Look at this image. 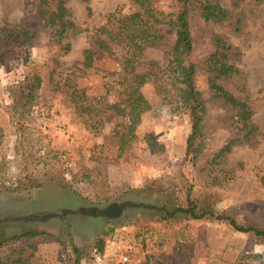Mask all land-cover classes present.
I'll use <instances>...</instances> for the list:
<instances>
[{"label": "rangeland", "instance_id": "rangeland-1", "mask_svg": "<svg viewBox=\"0 0 264 264\" xmlns=\"http://www.w3.org/2000/svg\"><path fill=\"white\" fill-rule=\"evenodd\" d=\"M24 1L0 0V24L36 25L25 12ZM212 1L230 8L229 0ZM170 5L171 0H162L164 10ZM67 7L83 30L73 39L70 54L61 56L59 63L53 61L55 31L50 30L41 32L37 46H19V54L0 65V243L24 233L37 234L1 246V263L20 259L24 264H95L96 242L113 229L105 239L123 231L135 237L142 264H264V242L236 232L228 221L191 220L182 213L169 218L175 209L187 206V191L194 187V195L218 215L241 221L249 213L264 220V138L255 149L237 147L228 155L226 168H237L233 182L201 186L205 172L186 156L189 115L151 82L141 90L152 108L143 115L135 142L120 155L119 140L112 132L126 120L109 112L100 131L90 132L71 109L67 94L82 90L90 98L118 100L121 51L93 49L89 67L83 64L84 51L108 13L129 14L135 7L131 0H68ZM241 10L240 34L227 25L193 20L195 57L202 60L212 51L215 34L242 51L238 66L264 135V3L246 0L237 12ZM25 57L33 62L29 71H41L43 84L40 105L23 112L24 126L18 130L10 106L16 86L28 72ZM170 57L165 47L149 44L146 49V61ZM197 86L207 89L204 75L198 77ZM228 116L219 107L212 109L207 154L227 143ZM49 157L54 164L34 163L36 158Z\"/></svg>", "mask_w": 264, "mask_h": 264}, {"label": "trees", "instance_id": "trees-1", "mask_svg": "<svg viewBox=\"0 0 264 264\" xmlns=\"http://www.w3.org/2000/svg\"><path fill=\"white\" fill-rule=\"evenodd\" d=\"M87 1V0H85ZM246 0H229L230 8L212 0H171L169 10H164L162 0H131L135 11L122 14L118 11L106 15V23L93 31L90 47L84 51V66L89 67L93 49L109 52L112 47L121 51V74L117 84L118 100L113 103L105 98H90L82 90L67 94L68 103L76 113L81 124L90 132H98L103 125V116L113 112L123 117L127 124H117L113 136L119 140L120 155L136 140V129L143 115L151 110V104L142 92L147 83H155L160 93L170 102L178 103L189 115L191 131L186 142V156L199 172H205L201 186L222 187L236 179V167L226 168L228 155L237 147L257 148L264 135L255 120L254 98L247 86L245 74L238 63L242 51L228 42L223 35L212 38V51L204 58L195 57V42L192 32L193 20L199 18L206 23L227 25L240 34L244 29V15L241 5ZM262 4L264 0H250ZM68 0H25V12L32 15L36 25L8 22L0 24V65L8 57L19 54V46L33 48L40 43V34L55 31V49L52 59L70 54L73 39L83 32L67 7ZM88 15L92 11L88 7ZM20 42V43H19ZM20 44V45H19ZM149 44L165 47L171 57L164 61L145 60ZM28 68L25 80L16 86L17 96L10 106V116L17 129L24 126L21 118L26 110L40 105L43 75L36 68L29 71L33 62L25 57ZM144 65V66H143ZM200 75L206 77L207 89L197 86ZM264 102V89L261 90ZM219 107L229 116L224 128L230 136L226 144L217 151L208 153V119L212 109ZM50 159L36 158L37 164H54ZM31 182L32 177L27 175ZM34 176V175H33ZM264 183V177H261ZM194 187L186 194L187 206L177 208L169 218L182 213L191 220L214 218L228 221L236 232L251 234L264 242V220L245 213L241 221L228 215H218L203 203L202 197L195 196ZM118 209V207H114ZM165 218V217H164ZM162 218L163 220H165ZM113 229L104 233L108 237ZM37 236L24 233L13 236L0 243L1 246L14 244ZM96 242V254L103 253L106 239ZM1 260V258H0ZM24 264L20 259L4 261L0 264ZM26 264V262H25Z\"/></svg>", "mask_w": 264, "mask_h": 264}, {"label": "built area", "instance_id": "built-area-1", "mask_svg": "<svg viewBox=\"0 0 264 264\" xmlns=\"http://www.w3.org/2000/svg\"><path fill=\"white\" fill-rule=\"evenodd\" d=\"M123 233L112 234L106 240L102 254L97 255L95 250V264H142L138 241L128 233Z\"/></svg>", "mask_w": 264, "mask_h": 264}]
</instances>
